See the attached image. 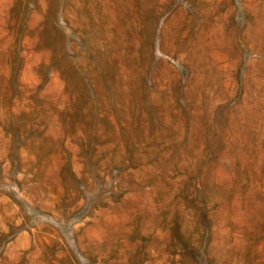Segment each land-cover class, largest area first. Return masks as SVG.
Wrapping results in <instances>:
<instances>
[{
  "label": "rangeland",
  "instance_id": "1",
  "mask_svg": "<svg viewBox=\"0 0 264 264\" xmlns=\"http://www.w3.org/2000/svg\"><path fill=\"white\" fill-rule=\"evenodd\" d=\"M0 264H264V0H0Z\"/></svg>",
  "mask_w": 264,
  "mask_h": 264
}]
</instances>
